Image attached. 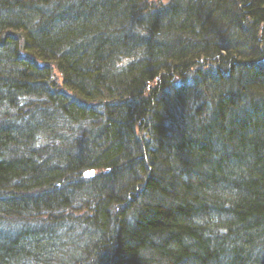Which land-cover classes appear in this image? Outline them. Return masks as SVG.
Returning <instances> with one entry per match:
<instances>
[{
	"label": "trees",
	"instance_id": "16d2710c",
	"mask_svg": "<svg viewBox=\"0 0 264 264\" xmlns=\"http://www.w3.org/2000/svg\"><path fill=\"white\" fill-rule=\"evenodd\" d=\"M0 264H264V0H0Z\"/></svg>",
	"mask_w": 264,
	"mask_h": 264
}]
</instances>
